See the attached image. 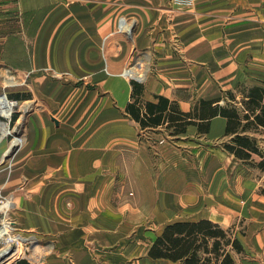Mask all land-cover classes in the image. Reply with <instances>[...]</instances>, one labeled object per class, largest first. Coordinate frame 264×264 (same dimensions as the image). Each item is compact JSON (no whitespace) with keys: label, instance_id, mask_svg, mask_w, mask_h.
Wrapping results in <instances>:
<instances>
[{"label":"crops","instance_id":"crops-1","mask_svg":"<svg viewBox=\"0 0 264 264\" xmlns=\"http://www.w3.org/2000/svg\"><path fill=\"white\" fill-rule=\"evenodd\" d=\"M123 19L129 35L117 30ZM137 55L152 62L142 99L162 96L183 113L200 101L224 105L237 85L264 88V0H0V93L10 69L40 95L20 155L26 185L40 188L27 220L55 242L41 264H173L147 256L165 225L224 227L209 210V180L221 203L225 158L231 181L246 170L261 184L222 149L225 118L172 137L125 115L123 71ZM254 231L264 256V229Z\"/></svg>","mask_w":264,"mask_h":264},{"label":"trees","instance_id":"trees-1","mask_svg":"<svg viewBox=\"0 0 264 264\" xmlns=\"http://www.w3.org/2000/svg\"><path fill=\"white\" fill-rule=\"evenodd\" d=\"M130 86V101L124 112L141 131L161 128L169 136L176 137L183 134L187 126L195 125L198 132L206 133L210 118H225L224 137L227 140L221 147L242 166L257 173L261 181L257 193L264 197L263 87L237 85L235 93H226L228 102L224 100V105H219L220 100L200 101L191 112L183 113L174 102L162 96H154V101H144L142 83L132 79ZM239 234L245 236L244 232L239 231ZM147 256L153 261L173 264H238L247 259L234 225L224 228L208 219L165 225L151 243ZM15 264L26 263L16 261Z\"/></svg>","mask_w":264,"mask_h":264},{"label":"rangeland","instance_id":"rangeland-1","mask_svg":"<svg viewBox=\"0 0 264 264\" xmlns=\"http://www.w3.org/2000/svg\"><path fill=\"white\" fill-rule=\"evenodd\" d=\"M131 29L132 28L128 27L123 19L117 30L119 33L129 35ZM151 63L148 57L145 58L144 56L137 55L136 58L128 64L123 73L126 72L129 74L128 78H130V80L134 79L142 83L141 81H144L146 77V68H149ZM7 71L8 72L5 73L6 76L3 77L6 78L4 84L6 87H9L8 85L11 86L9 89L7 88V90L2 91L0 96L5 95L8 100L18 99L15 100L18 103H16L17 105L14 106L11 111L13 113L8 126L6 123L0 122V124L7 127L8 132L7 135L0 139V194L5 199H10L12 203L10 204V209L7 214V220L12 223L16 231L12 233H20L22 239L26 238L31 241V243L22 242L25 245L22 244V253H18L17 260L30 264H41L46 257H51L56 254V249L54 247L55 242L42 232L40 226L31 227L30 222L27 220V212L30 211L28 208H33L34 210L39 207L37 203L40 201V188L28 187L26 185L27 182L24 181L25 177L22 171L23 157L20 155L21 149H23L25 143L26 119L33 109H35V106H37V101L35 100L39 99L38 97L40 95L38 96L37 92H31L30 83H32V81L30 76L25 73L20 74L10 69H7ZM56 80L57 78L49 77L50 83L56 82ZM76 93L79 92L76 91ZM96 94L98 96L102 95L101 93ZM236 95L240 97L239 94ZM13 117H15L14 120H12ZM148 138L151 140L156 139V137L151 134L143 139L146 141ZM13 139H20L21 143H19V145L10 146ZM166 139L169 140V138ZM151 140L148 141L151 142ZM169 141H173V139L171 140L170 138ZM231 166V163L225 158L224 188L220 190V192H224L225 198L219 197L221 203L215 202V192L216 190L218 191L219 188L216 189V182H214L216 178L210 175L209 194L213 202L210 203L209 210L212 217L217 219L224 227L234 225L247 251V259L244 261L246 262L245 264H254V262L263 264L264 256L259 254V251L256 252L253 236L254 230L261 231L264 229V199L257 193V187L260 183H257V181L253 179V174L246 170L242 171L238 176L235 175V180L231 181L230 178H232L234 172H236V169H233ZM146 231H148V235L155 233L153 227L147 228ZM239 231L244 232L245 236L242 237ZM151 238H154V235L151 236ZM12 250H14V247ZM67 262L70 264L69 261Z\"/></svg>","mask_w":264,"mask_h":264},{"label":"built area","instance_id":"built-area-1","mask_svg":"<svg viewBox=\"0 0 264 264\" xmlns=\"http://www.w3.org/2000/svg\"><path fill=\"white\" fill-rule=\"evenodd\" d=\"M124 75L127 76L126 72L124 73ZM14 103H18V102L15 100H8L5 95L0 96V122L6 123L7 126L11 120L13 112H11L10 115H8V117L5 118L1 115V111H5L8 108L6 106L12 105ZM15 108H14V110H15ZM18 142L21 143L20 139H18ZM10 203H11L10 199H5L0 194V230L2 229V231H3L2 234H0V251H3L4 247L6 245H13L14 246V252H15V251H18L19 248L22 249V244H24V243H21L20 233L19 234L18 233H12L15 230L12 226V223H10L7 220V214L9 212L8 210L10 209Z\"/></svg>","mask_w":264,"mask_h":264},{"label":"bare ground","instance_id":"bare-ground-1","mask_svg":"<svg viewBox=\"0 0 264 264\" xmlns=\"http://www.w3.org/2000/svg\"><path fill=\"white\" fill-rule=\"evenodd\" d=\"M125 73V72H124ZM124 73H123V75H124ZM126 75L127 76H125L124 75V77H126V78H128V74L126 73ZM17 104L16 103H14V104H12V105H8V106H6V107H8L5 111H1V115L3 116V117H8V115H10V113H11V111H12V109H13V107L14 106H16ZM12 108V109H11ZM0 139H2V137L3 136H5V135H7L8 134V132H7V127L5 126V125H3V124H0ZM15 145H19V142H18V140L17 139H13L12 140V143L10 144V146H15ZM9 198V197H8ZM11 204V203H10ZM7 223V222H6ZM7 226V225H6ZM8 227V226H7ZM2 229L0 230V234H2ZM22 242H29V243H31V241L29 240V239H22L21 238V243ZM13 245H6L5 247H4V250L3 251H0V264H14V263H16V261H18L17 259V255H18V253H22L21 252V249L19 248L18 249V251H15L14 252V250H12L13 249Z\"/></svg>","mask_w":264,"mask_h":264},{"label":"water","instance_id":"water-1","mask_svg":"<svg viewBox=\"0 0 264 264\" xmlns=\"http://www.w3.org/2000/svg\"><path fill=\"white\" fill-rule=\"evenodd\" d=\"M53 122L55 123V124H57V122L53 119Z\"/></svg>","mask_w":264,"mask_h":264}]
</instances>
